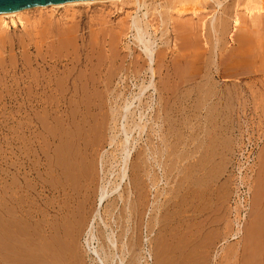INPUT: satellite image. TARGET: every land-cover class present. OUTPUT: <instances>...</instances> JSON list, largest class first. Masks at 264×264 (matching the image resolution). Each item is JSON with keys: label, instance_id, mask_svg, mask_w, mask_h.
I'll return each instance as SVG.
<instances>
[{"label": "rangeland", "instance_id": "374dc122", "mask_svg": "<svg viewBox=\"0 0 264 264\" xmlns=\"http://www.w3.org/2000/svg\"><path fill=\"white\" fill-rule=\"evenodd\" d=\"M132 1L63 7L69 3L66 2L53 8L50 4L45 8L23 9L27 11L13 21L5 18V24L0 27L6 29L2 30L4 37L3 42L0 41V228L6 229L12 220L19 222L10 209L11 182H15V197L19 201L26 199L35 209H44L48 202L56 203L53 194L45 191L38 196L37 191L42 190L39 187L42 178L45 179L43 183L49 182H45L46 189H54L58 180L54 171L58 163L55 162L65 152L64 157L69 154L63 160L65 166L73 162L70 165L75 169L82 166L89 168L88 172L92 170L91 175H87L84 168L92 184L87 211L93 213V209H99L88 242L85 241L89 230L87 223L82 228L84 232L72 238L77 239V242L74 240L76 244L71 241L75 244L73 251L76 250L71 254L74 259L70 257L74 264H110L112 259V264L126 262L129 253L126 249L123 252L121 247L132 232L136 215L132 210L128 223L126 219L119 220L117 212L123 201L118 195L123 193L129 200L144 195L153 207L154 245L149 264H179L182 261L183 264H264V34L253 36L254 33L247 29L251 35L247 38L249 35L243 33L244 27L236 34L238 38L226 33L218 43L200 29L203 34L198 33L197 42L194 33L195 37H188L190 40L182 37L186 45L179 47L175 42L179 37L175 39L176 32H171V29L175 31L174 26L171 27L173 23L165 16L166 0H145V7L141 9L148 12L147 19H143L148 31L144 27L143 31L151 34H144V40L150 38L151 43H147L153 46H150L151 58L146 56L143 43L133 37V27H129L131 16L135 13L143 16ZM207 10L209 16L211 8ZM105 19L107 22L102 25ZM121 19H127L130 24L127 30L124 24L121 26L125 29L122 33L119 29ZM252 37H256L254 41ZM182 38L180 45H184ZM248 41L254 42L252 49L249 47L252 42L249 45ZM214 44L217 47H213ZM240 44L247 45L246 49ZM249 48L253 56L256 53L255 59L248 52ZM161 50L164 55L160 54ZM199 50L203 55L197 52ZM241 51L245 52L242 56L236 55ZM181 53H185L182 58ZM219 56L224 57L223 61ZM242 57L250 61L241 62ZM234 59L239 62H233ZM126 156V176L120 182L119 174ZM80 179L83 180L79 177L78 182ZM85 179L89 182L87 177ZM22 183L26 191L30 188L33 191L29 197L21 189ZM79 183L75 185L74 182V187ZM100 185L106 187L108 194L99 207ZM112 203H116V207L112 215H108L106 209L111 208ZM128 224L129 230L126 229ZM139 236L145 240L142 227ZM112 237L113 243L108 241ZM105 239L108 242L104 243ZM107 243L113 245L116 256L111 254L113 249ZM136 251L144 255L137 264H144L145 250Z\"/></svg>", "mask_w": 264, "mask_h": 264}, {"label": "bare ground", "instance_id": "6f19581e", "mask_svg": "<svg viewBox=\"0 0 264 264\" xmlns=\"http://www.w3.org/2000/svg\"><path fill=\"white\" fill-rule=\"evenodd\" d=\"M108 1H119V0H83V1H72V2H69V3H66V4H63L62 6H66V5H75V4H84V3H93V2H108ZM164 1V0H163ZM164 7H165V11H167L166 13V17L168 20H170L173 24H171L170 26L175 28V31H173V29H171V32H176L174 35V38L176 39L177 37H183L185 39V37H191L194 36V33L197 34L196 36V39L199 37L198 33L199 34H203L201 30H204V34H206L205 36H207L208 38L210 39H214V40H220L222 41L221 39L223 38V36L226 34V33H229L231 37H236V34H238L239 31H241V29H243L244 27L246 29H243L244 32L243 33H247V29L248 31H250V33H254L253 36L255 34H264V0H233V1H229V0H166L164 1ZM133 5H135L134 7H137V10L144 8L145 7V0H134L132 1ZM62 4V3H61ZM61 4H58V5H53V4H48L50 5L49 7H58L60 6ZM130 4V3H129ZM132 5V4H131ZM159 5V4H158ZM130 8L131 6L128 5ZM144 6V7H143ZM157 6V5H155ZM160 6V5H159ZM158 6V7H159ZM36 7V6H34ZM47 6L45 5H41L39 6V8H45ZM147 7V6H146ZM209 7V11H210V8H211V14L208 16V14L206 13V11H208ZM29 8H32V7H29ZM161 8V7H160ZM159 8V9H160ZM26 9V8H24ZM132 9V8H131ZM134 10H136L135 8H133ZM154 9V8H153ZM157 10V9H156ZM169 10V11H168ZM27 10H19L17 12H14V13H0V27L3 26L6 22L5 18H11V20L13 21V18L14 17H18L20 18V15L23 14L24 12H26ZM127 11V10H126ZM142 11V9H141ZM131 12V11H130ZM129 12V13H130ZM134 12V11H133ZM137 12V11H136ZM158 12V11H157ZM156 12V14H157ZM169 12V13H168ZM128 13V14H129ZM135 13V12H134ZM141 13V12H140ZM143 16L142 14L137 15V13L134 14V16H131L133 17L131 19V25L129 24V21L127 20H120L122 23L119 25L120 28L119 29H122L121 33L122 32H125V29L123 28H126L127 30V26L130 25L129 27H133L134 31H135V34L133 35V37L135 36L136 40L138 41V43H143L141 44L143 46V49H144V52L147 53L146 56H151L153 53L151 47V42H150V38H148V41L146 39V41L144 40V34L146 33L147 35L150 34L149 32L147 33L146 31H148L146 28L147 26H143V19L146 17V15H148L147 13L148 12H143ZM154 13V12H153ZM163 13V12H162ZM165 13V12H164ZM210 13V12H208ZM127 14V16H128ZM151 14V12H150ZM161 14V13H160ZM244 14V17H242L241 15ZM125 15H126V12H125ZM130 15V14H129ZM154 15V14H153ZM127 16H124L125 18ZM152 16V15H151ZM161 16V15H160ZM159 16V17H160ZM164 16V18H165ZM247 16V17H246ZM157 17V16H156ZM163 16H161L162 18ZM129 18V17H128ZM109 19V18H108ZM147 19V17L145 18ZM163 19V18H162ZM107 19L103 20L102 22V25H104V21H106ZM112 20V19H111ZM110 19L108 20V22L112 23ZM149 20V19H148ZM153 20V19H151ZM128 22V24L126 25L125 27V24L126 22ZM147 20H145L144 24L147 25ZM154 21V20H153ZM163 21V20H162ZM165 21V20H164ZM100 22V21H99ZM124 22V23H123ZM150 22V20L148 21ZM156 22V21H155ZM168 22V21H167ZM66 23V22H65ZM118 23V22H117ZM120 23V22H119ZM166 23V22H165ZM50 24V23H48ZM58 24V23H57ZM106 24V23H105ZM124 24V26H123ZM149 24V23H148ZM150 24H153L150 22ZM108 25V23H107ZM158 25V24H157ZM182 25V27H181ZM50 26V25H49ZM65 26V24L63 23V27ZM121 26H123V28H121ZM150 26V25H149ZM168 26V25H167ZM177 26H180L179 29ZM118 27V26H117ZM143 27L146 29H144L143 31ZM5 28V27H4ZM3 28V29H4ZM48 28V27H47ZM101 28L104 29V27L101 26ZM154 28V27H152ZM155 28H156V25H155ZM1 29L0 28V32H2L3 34V31L6 30V29ZM56 29H57V26H56ZM102 29V30H103ZM110 29V28H109ZM129 29V28H128ZM132 29V28H131ZM130 29V30H131ZM181 29V30H180ZM201 29V30H200ZM3 30V31H2ZM100 30V28H99ZM101 30V31H102ZM107 30V29H106ZM112 30V28H111ZM116 30V29H115ZM179 30V31H178ZM242 30V31H243ZM38 32H40L39 30H37ZM50 31V30H49ZM49 31L47 32V34L49 33ZM104 31V30H103ZM109 31V30H108ZM118 31V28L117 30ZM116 31L113 33L117 34ZM170 31V30H169ZM181 31V32H180ZM198 31V32H197ZM58 32L60 33V31L58 30ZM105 32V31H104ZM111 32V31H110ZM119 32V31H118ZM131 32V31H130ZM197 32V33H196ZM201 32V33H200ZM206 32V33H205ZM37 33V32H36ZM35 33V34H36ZM41 33V32H40ZM106 33V32H105ZM120 33V32H119ZM118 33V34H119ZM120 33V34H121ZM184 33H185V36H184ZM242 33V32H241ZM242 33V34H243ZM0 33V41L1 39L4 37V34L2 35ZM28 34V33H27ZM50 34V33H49ZM112 34V33H111ZM117 35V36H120ZM128 34V33H127ZM133 34V33H132ZM181 34V35H180ZM183 34V35H182ZM240 34V33H239ZM245 34L244 37H245ZM249 35V32L247 33ZM246 34V35H247ZM42 35V34H41ZM52 35V34H51ZM122 35V34H121ZM125 35V33H124ZM151 35V34H150ZM180 35V36H179ZM37 36H40V35H37ZM36 36V37H37ZM59 35L57 34V38L58 40L60 41ZM113 36V35H112ZM115 36V35H114ZM203 36V35H202ZM201 36V38H202ZM204 36V37H205ZM229 36V37H230ZM251 35H249L247 38H250ZM48 37V36H47ZM61 37V36H60ZM206 37V38H207ZM239 37L243 39V36H241V34L239 35ZM43 39H45L44 37H42ZM41 38V40H42ZM104 38V37H103ZM134 38V39H135ZM177 38L175 40V42L178 43L179 47L180 46H185L186 45V40L184 41V39L182 38L181 41H184V43H181V44H184V45H180V39ZM193 38V37H192ZM200 38V37H199ZM198 38V39H199ZM254 38L252 41L255 40L256 37H252ZM40 39V38H39ZM75 39V38H74ZM94 39V38H93ZM102 39V38H101ZM190 40V38H188ZM195 40V38H193ZM195 40L196 42L198 41ZM205 39V38H203ZM238 39L237 41L240 40V42H242L243 40L245 39ZM11 40V39H10ZM21 40V39H20ZM92 40V39H91ZM90 40V41H91ZM135 40V41H136ZM179 40V41H178ZM207 40V39H206ZM248 40V39H247ZM22 41V40H21ZM36 41V38L35 40ZM45 40H42V42H44ZM52 41V40H51ZM58 41V42H59ZM76 41V40H75ZM103 41V40H102ZM117 41V40H116ZM136 41V42H137ZM140 41V42H139ZM213 41V40H211ZM217 41V42H218ZM219 41V42H220ZM234 41H235V38H234ZM246 41V40H245ZM245 41H243L242 43H245ZM252 41H248L247 44L250 45L249 42H252ZM264 41V39H263ZM2 42H3V39H2ZM1 42V44L3 45V43ZM53 42V41H52ZM93 42V41H91ZM114 42V41H113ZM147 42H150V43H147ZM190 41L187 40V43L189 44ZM209 42V41H207ZM215 41H213L214 43ZM218 42V43H219ZM236 42V41H235ZM12 43V42H11ZM23 43V42H21ZM34 43V42H33ZM51 43V42H50ZM94 43V42H93ZM117 43V42H116ZM115 43V44H116ZM177 43H175L176 46ZM193 43H195L193 41ZM239 42H237L238 44ZM46 44V43H44ZM69 44V43H68ZM153 44V43H152ZM187 44V46H188ZM210 45V43H208ZM207 44V45H208ZM217 44V43H216ZM216 44H214L213 47H217L215 46ZM254 42H252V45H248L251 49H252V46ZM10 45V44H9ZM52 45V44H51ZM90 45V44H89ZM92 45V44H91ZM111 45V44H110ZM174 45V46H175ZM223 45V44H222ZM239 45V44H238ZM242 45V47L246 49L247 45L244 46V44H240ZM263 44H261V47H262ZM4 46V45H3ZM2 46V47H3ZM21 46H24L23 44ZM27 47V45H25ZM36 46V45H35ZM101 46V45H100ZM151 46V47H150ZM186 46V47H187ZM194 46V45H193ZM191 47V49H193L195 46H197V44L194 46V47ZM264 46V45H263ZM11 47V46H10ZM38 47V46H37ZM41 47V46H40ZM66 47V46H65ZM177 47V49L179 48ZM186 47L184 49H186ZM238 48L240 46H237ZM242 47L240 49H242ZM22 48V47H21ZM24 48V47H23ZM36 48V47H35ZM42 48V47H41ZM40 48V49H41ZM73 48V47H72ZM92 48V47H91ZM212 48V47H211ZM234 48V46H233ZM237 48V49H238ZM250 48H249V53H250ZM258 48V47H257ZM256 48V49H257ZM260 48V46H259ZM263 48V47H262ZM90 49V48H89ZM154 49V48H153ZM163 49V48H162ZM181 49V48H180ZM183 49V48H182ZM181 49V50H182ZM199 49V48H198ZM209 49V48H207ZM215 49V48H214ZM236 49V47H235ZM244 49V50H245ZM248 49V48H247ZM24 50V49H23ZM39 50V49H38ZM76 50V49H75ZM158 50V49H157ZM165 50V49H164ZM179 50V49H178ZM180 50V51H181ZM189 50V48H188ZM195 50V49H194ZM197 50V49H196ZM205 50V49H204ZM213 50V48H212ZM220 50V49H219ZM226 49H224L225 51ZM229 50H232L231 47ZM243 50V49H242ZM258 50V49H257ZM256 50V52H258ZM9 51V50H8ZM40 51V50H39ZM47 51V50H46ZM60 51V50H59ZM68 51V50H67ZM73 51V50H72ZM87 51V50H86ZM162 53L160 52L161 55H164L163 54V50H161ZM179 51V53H180ZM185 51V50H184ZM187 51V50H186ZM203 51V49L201 50ZM209 51V50H208ZM211 51V49H210ZM236 51V50H235ZM239 51V50H238ZM247 51V50H245ZM51 52V51H50ZM76 52V51H74ZM183 52V51H181ZM188 52V51H187ZM196 52V51H195ZM200 53V50L197 51ZM204 52V51H203ZM213 52V51H212ZM212 52H211V55H212ZM231 52V51H230ZM229 52V53H230ZM263 52V51H262ZM46 53V52H45ZM60 53V52H59ZM58 53V54H59ZM67 53V52H66ZM78 53V52H76ZM144 53V54H145ZM159 52L156 51V54H158ZM186 53V52H185ZM183 53V54H185ZM236 54V52H234ZM242 53H245L244 51L239 54H236V55H241ZM86 54V53H85ZM159 54V56H160ZM175 54V53H174ZM178 54V53H177ZM183 54L181 53V58L184 57ZM192 54H194L192 52ZM196 54V53H195ZM201 55H203V53H200ZM223 54V53H222ZM251 54V53H250ZM255 54L254 53V56H253V59H255ZM74 55V54H73ZM189 55V54H188ZM231 55V54H229ZM234 55V54H233ZM235 55V56H236ZM246 56L248 55L247 53L245 54ZM264 55V54H263ZM50 56V55H49ZM113 56V55H112ZM178 56H180L178 54ZM190 56V55H189ZM189 56H188V59H189ZM195 56V55H194ZM198 56V55H197ZM242 56V55H241ZM75 57V56H74ZM73 57V58H74ZM89 57V56H88ZM158 57V56H157ZM156 57V58H157ZM162 57V56H161ZM164 57V56H163ZM193 58V56H191ZM228 57V56H226ZM249 57V55L247 56ZM246 57V58H247ZM42 58V57H41ZM152 58V56H151ZM151 58H150V63L151 62ZM177 58V57H176ZM175 58V59H176ZM179 58V57H178ZM200 58V57H199ZM219 58H223L224 57H221L219 56ZM238 58V56H237ZM243 58V57H242ZM250 58V57H249ZM259 58V57H258ZM149 59V58H148ZM171 59V58H170ZM185 59V58H184ZM182 59V60H184ZM187 59V60H188ZM201 59V58H200ZM223 59H221V61H223ZM229 59V57H228ZM230 59H233V58H230ZM236 59V58H235ZM233 60L234 61H237V60ZM252 59V60H253ZM261 59V58H259ZM70 60V59H69ZM158 60H159V57H158ZM157 60V61H158ZM186 60V61H187ZM195 60V58H194ZM216 60V59H215ZM245 60L244 58L241 59V62ZM249 60V59H247ZM245 60V62L247 61ZM76 61V60H75ZM136 61V60H135ZM176 61V60H175ZM190 61H193V60H190ZM199 61L196 59V62ZM221 61H218L219 63ZM250 61V60H249ZM259 61V60H258ZM263 61V60H262ZM64 62V61H63ZM71 62V61H70ZM179 62V59L177 61V64ZM184 62V61H183ZM189 62V60H188ZM233 62H230L228 63L229 65H231ZM239 62V61H237ZM236 62V63H237ZM248 62V61H247ZM255 62V60H254ZM148 63V62H147ZM172 63V61H171ZM223 62H221L222 64ZM263 63V62H261ZM99 64V63H98ZM149 64V63H148ZM185 64V63H184ZM188 64V63H187ZM193 64V62H192ZM220 64V65H221ZM224 64V63H223ZM222 64V65H223ZM250 63H248L249 65ZM134 65V64H133ZM173 65V64H172ZM175 65V64H174ZM199 64H197L198 66ZM201 65V64H200ZM210 65V64H209ZM219 65V64H218ZM221 65V66H222ZM234 65V64H233ZM238 65V64H237ZM236 65V66H237ZM245 65V64H243ZM263 65V64H262ZM54 66V65H53ZM96 66V65H95ZM151 66V65H150ZM207 66V65H206ZM232 66V65H231ZM230 66V67H231ZM259 66V65H258ZM71 67V66H70ZM194 67V66H193ZM225 67V66H224ZM228 67V66H226ZM234 67V66H233ZM246 67V66H245ZM90 68V67H89ZM179 68V66L177 67ZM184 68V66H183ZM232 68V67H231ZM243 69V67H241ZM72 69V68H70ZM140 69V68H139ZM176 69V68H175ZM174 69V70H175ZM193 69V68H192ZM224 68H222L223 70ZM226 69V68H225ZM224 69V70H225ZM234 69V68H232ZM236 69V68H235ZM250 69V67H249ZM96 70V69H95ZM173 70V68H172ZM178 70V69H177ZM176 70V71H177ZM180 70V69H179ZM195 71L197 70L196 68L194 69ZM199 70V69H198ZM221 70V71H222ZM228 70V69H227ZM230 70V68H229ZM252 70V69H251ZM264 69H262L263 71ZM249 71V70H248ZM89 72H92V71H89ZM152 72V70L150 71ZM183 72V71H182ZM256 72V71H255ZM260 72V71H259ZM62 73V72H61ZM82 73V71H81ZM177 73V72H176ZM196 73V72H195ZM233 73V72H232ZM252 73V72H251ZM40 74H41V71H40ZM91 74V73H90ZM189 74V73H188ZM191 74V73H190ZM193 74V73H192ZM81 75V74H80ZM153 75V73H152ZM90 76V75H89ZM92 76V75H91ZM90 76V77H91ZM178 76V74H177ZM79 77V75H78ZM191 77V76H190ZM66 78V77H65ZM92 78V77H91ZM90 78V79H91ZM80 80V79H79ZM93 80V78L91 79ZM143 80V79H142ZM183 80V79H182ZM178 81V80H177ZM94 82V81H93ZM171 82H172V79H171ZM59 83V81H58ZM85 83V82H84ZM91 83V82H90ZM143 83V82H142ZM57 84V83H56ZM172 84V83H171ZM59 85V84H58ZM94 85V84H93ZM98 85V84H97ZM140 85V84H139ZM48 86V85H47ZM82 86V84H81ZM60 87V86H59ZM86 87V85H85ZM172 87V86H171ZM75 88V87H74ZM83 88V87H82ZM174 89V88H172ZM64 90V89H63ZM141 90H143V88H141ZM170 90V89H169ZM172 91V90H171ZM174 91V90H173ZM210 91V90H209ZM60 92V91H59ZM65 92V91H64ZM63 93V92H62ZM140 94V93H139ZM181 95V94H180ZM63 97V96H62ZM168 100V99H167ZM132 102V101H131ZM55 103V102H54ZM93 103V102H92ZM129 105V104H127ZM171 105V104H170ZM124 106V105H123ZM163 109V108H162ZM82 120V119H81ZM84 128V127H83ZM85 132V131H84ZM73 135V134H72ZM80 136V135H79ZM78 136V137H79ZM70 137V136H69ZM97 137V136H96ZM97 141V140H96ZM95 141V142H96ZM83 142V141H82ZM85 142V141H84ZM83 142V143H84ZM94 142V143H95ZM87 143V142H85ZM93 143V144H94ZM54 144V143H53ZM72 144V143H71ZM88 144V143H87ZM71 146V145H70ZM96 146V145H95ZM76 147V146H75ZM79 147V146H78ZM167 147V146H166ZM66 148V146L64 147ZM70 148V147H69ZM168 148V147H167ZM71 149V148H70ZM77 149V148H75ZM86 149V148H85ZM125 149V148H124ZM57 150V149H56ZM66 150V149H65ZM68 150V149H67ZM163 150V149H162ZM60 151V150H59ZM62 151V149H61ZM76 151V150H75ZM74 151V152H75ZM84 151V150H83ZM86 151V150H85ZM128 151V150H127ZM166 151V150H165ZM73 152V151H72ZM93 152V151H92ZM96 152V151H95ZM126 152V151H125ZM129 152V151H128ZM57 153H58V150H57ZM60 153V152H59ZM65 153V152H64ZM64 153L62 155V158L59 157L60 159L55 162L58 163L57 165H55L54 167V171L56 172V175H57V178L58 180L56 181V179L54 181L57 182L56 186L52 185L54 187V189H51L48 188L46 189V185H45V182L44 183L42 182V180H45L44 178L40 179L41 180V189L40 191H37V195L40 196L42 195L45 191H47L48 193H51L53 194L55 197H56V203L54 205H51L50 202H48V206L46 205V207L43 209L38 210L33 208L34 206L32 205V201L30 202L31 206L29 203L26 202V199L25 201H19L16 197H15V193H16V190L14 189V185H15V182H11V194L9 196V202H10V209H11V212H13V214L17 215L18 217V220L19 222L16 220H12L11 221V224H9L8 226H4L6 229H1L0 228V245H1V252H0V264H74L73 263V257L71 256V254H73L74 250L73 251V248L75 246V242L74 240L76 241L77 239H73L72 238L74 237V235L76 233H79L80 234V231H83L82 228L84 225H86L87 223V229H89L88 231H86V235H88V238L85 239V241L88 242L89 238H90V232L91 230L93 229L92 225H93V221L95 220V218H97L99 216V209L97 207V209L94 211L93 209V213L89 211H87V206H88V203H89V200H90V197L92 195V191L90 189L91 187V183H90V177L88 176H85V174L87 173V175H91V171L88 172L89 168L86 169V167H84L86 169V173H84L85 169L78 167L75 169L73 167V165H70L72 164L71 162H67V164L69 163V165L65 166L63 160L64 159H67L69 156V154L64 157ZM68 153H69V150H68ZM165 153V152H164ZM45 154V153H44ZM56 154V153H55ZM85 154V153H84ZM126 155V153H124ZM49 155V154H47ZM60 155V156H61ZM95 155V154H94ZM129 155V154H127ZM168 155V154H166ZM78 156V155H77ZM90 156V154H89ZM93 156V155H92ZM47 157V156H46ZM50 156H48L49 158ZM64 157V158H63ZM76 157V156H75ZM84 157V156H83ZM167 157V156H166ZM72 158V157H71ZM124 158V157H123ZM76 159V158H75ZM82 159V158H80ZM86 159V158H84ZM83 159V160H84ZM57 160V158H56ZM71 160V159H70ZM126 160H127V156L125 157V160L124 161V167H122L121 169V173L119 174V179H120V182L124 179V176H126V167H125V163H126ZM75 161V160H74ZM82 161V160H81ZM95 161V160H94ZM122 161V162H123ZM46 161H44L45 163ZM49 162V161H48ZM66 162V161H65ZM196 162V161H195ZM39 163V162H38ZM37 163V164H38ZM63 163V164H62ZM41 164V163H40ZM47 164V163H45ZM76 164V162H75ZM81 164V163H79ZM78 164V165H79ZM87 164V163H86ZM122 164V165H123ZM11 165V164H10ZM14 165V164H12ZM53 165V164H52ZM64 165V166H63ZM77 165V164H76ZM193 165V164H192ZM70 166V167H69ZM84 166V165H83ZM177 166V165H176ZM191 166V164H190ZM87 167H89L87 165ZM15 168V167H14ZM42 168V167H41ZM191 168V167H190ZM45 169V168H44ZM43 169V170H44ZM49 169V168H48ZM47 169V170H48ZM78 169V170H77ZM76 170V171H75ZM38 171V170H37ZM76 172L77 175H75L76 173L73 174V172ZM49 173V172H48ZM50 174V173H49ZM72 175V178L70 177ZM53 175V174H52ZM70 175V176H69ZM75 175V176H74ZM39 173H38V177H39ZM50 176V175H49ZM54 176V175H53ZM52 176V177H53ZM77 176V178H76ZM37 177V178H38ZM80 178H83V180H79L78 182V179ZM85 177H87L88 181L85 179ZM55 178V177H54ZM71 178V179H70ZM92 179V178H91ZM198 179V178H197ZM14 181V180H13ZM38 181V180H37ZM73 181V182H72ZM27 182V181H26ZM48 182V181H47ZM46 182V183H47ZM51 182V181H50ZM70 182V184H69ZM74 182H75V185H76V182L77 184L79 183L78 187H74ZM82 182V183H81ZM49 183V182H48ZM196 183V182H195ZM23 184V185H22ZM22 188L23 191H26V186L24 183H22ZM51 184V183H50ZM53 184V183H52ZM27 185V184H26ZM34 185V184H33ZM39 185V184H38ZM197 185V184H196ZM48 186V185H47ZM101 186V185H100ZM103 186V185H102ZM100 187L101 189V192L98 196V201H99V204L98 206L100 207V202L105 198L106 194L107 193V190H105V186L104 188L103 187ZM119 186V183L117 185H115V187L113 188L114 190L116 188H118ZM28 187V185H27ZM31 187V186H30ZM29 187V188H30ZM35 187V186H33ZM182 187V186H181ZM8 188V189H9ZM93 188V187H92ZM103 188V189H102ZM34 190V188H32ZM36 190H38V188H35ZM99 190V191H100ZM112 190V189H111ZM195 190V189H194ZM96 191V190H95ZM33 191L31 190V188L27 191V195L26 197L28 196V194H31ZM35 192V190H34ZM113 192V190H112ZM10 193V192H9ZM21 195V194H20ZM186 195V194H185ZM36 196V195H35ZM119 199L121 201H123V206L122 208L119 209V220L121 218L122 219H126V223H128V221H130V217L132 215V210L134 211L135 210V215H136V218H135V223L133 222L134 224V227L132 228V232L130 233V235H128L127 237V240L125 242V245H123L121 247V250L124 252L125 249L128 251L129 253V257L127 258L126 262H124V264H137L138 263V259L140 257H144V255H142V252L140 251H136L137 249H141L143 248V250H145V253L147 255V259L144 258V261L145 263L144 264H149L148 262V258L150 259H153V254H152V250H153V230H154V215H153V207L151 206V204H149L150 201L146 200L143 196L140 195V197L138 198H134V199H131L129 200L128 198H126L124 196V193L123 195H118ZM29 197V196H28ZM33 197V196H31ZM37 197V196H36ZM92 198V197H91ZM22 199V198H21ZM36 199V198H35ZM53 199V198H52ZM124 199V200H123ZM148 199V198H147ZM180 199V198H179ZM28 200V199H27ZM40 200V199H39ZM117 202V201H116ZM43 203V202H42ZM47 203V202H46ZM45 203V204H46ZM91 203V202H90ZM127 203H128V206H127ZM125 204V206H124ZM111 208H107L106 209V213L108 215H112V211L114 210V208L116 207V203L115 205L112 203L110 205ZM94 208V207H93ZM9 209V207L7 208ZM91 210V209H90ZM170 212V211H169ZM168 212V213H169ZM183 212V211H182ZM8 213V212H7ZM92 213V214H90ZM167 213V214H168ZM11 214V213H10ZM12 214V215H13ZM37 216H39V219L37 218ZM102 216V215H101ZM1 218V217H0ZM5 218V217H4ZM37 218V219H36ZM102 218V217H100ZM160 219V218H159ZM6 221V220H5ZM58 221H61L62 224ZM263 221V220H262ZM10 222V221H9ZM122 222V221H121ZM102 223L104 224V227L106 228L107 224L104 223V221L102 220ZM125 223V224H126ZM2 224V223H1ZM106 224V225H105ZM103 226V225H102ZM3 227V228H4ZM141 227H142V231H145V240H144V237L143 239H141V237L139 236V231L141 230ZM263 227V226H262ZM129 224L127 226L126 229L129 230ZM255 228V227H254ZM253 228V229H254ZM85 229V230H87ZM257 229V228H256ZM84 232V231H83ZM127 232V231H126ZM251 232V231H250ZM92 233V232H91ZM143 233V232H142ZM85 234V233H84ZM93 234V233H92ZM127 234V233H126ZM261 233H259L258 235H260ZM77 235V234H76ZM75 235V236H76ZM172 235V234H171ZM113 236V235H112ZM176 236V235H175ZM79 237V235H78ZM87 237V236H86ZM93 237V236H92ZM254 237V236H253ZM259 237V236H258ZM75 238V237H74ZM77 238V237H76ZM173 238V237H172ZM109 239V238H107ZM107 239L104 240V243L110 241L112 242V238H110L108 241ZM165 239V238H164ZM184 239V238H183ZM256 239V238H255ZM173 240V239H172ZM259 240V238H258ZM264 240V239H263ZM2 241V242H1ZM71 241H73L74 243L72 244ZM120 241V240H119ZM77 242V241H76ZM113 242H114V239H113ZM112 242V243H113ZM166 242V241H165ZM177 243V242H176ZM110 244V243H109ZM108 245V247L110 249H113V245ZM116 244H117V241H116ZM146 244V245H145ZM165 244V243H164ZM264 244V242H263ZM74 245V246H73ZM106 245V246H107ZM162 245V244H161ZM157 246V244H156ZM155 246V248H156ZM168 246V245H167ZM142 247V248H141ZM172 247V246H171ZM181 247V246H180ZM179 247V248H180ZM253 247H254V244H253ZM108 248V249H109ZM115 249V248H114ZM111 251L113 255L117 254L115 251ZM116 249L118 250V246L116 245ZM173 249V248H172ZM258 249V248H257ZM261 249V248H260ZM171 250V249H170ZM122 252V253H123ZM182 252V251H181ZM187 252V251H186ZM190 252V251H189ZM257 252V251H256ZM110 254V253H109ZM108 254V256H109ZM76 255V254H75ZM112 255V256H113ZM142 255V256H141ZM254 255V254H253ZM258 255V254H257ZM112 256L109 257L110 259H112ZM116 256V255H115ZM70 257H72V260L70 259ZM75 257V256H74ZM122 257V256H121ZM108 257H106V260H107ZM183 258V257H182ZM76 259V258H75ZM260 259V258H259ZM77 260V259H76ZM114 259H112L111 263L113 262ZM183 260V259H182ZM79 260H77L78 262ZM150 261V260H149ZM181 261V260H180ZM188 261V260H187ZM260 261V260H259ZM76 262V261H75ZM141 262V261H140ZM183 262V261H182ZM180 262V263H182ZM173 263V262H172ZM179 263V264H180ZM257 263V262H256ZM255 263V264H256ZM119 264V263H118ZM143 264V263H142ZM168 264V263H167ZM183 264V263H182ZM254 264V263H252ZM259 264V262H258Z\"/></svg>", "mask_w": 264, "mask_h": 264}, {"label": "water", "instance_id": "95a60500", "mask_svg": "<svg viewBox=\"0 0 264 264\" xmlns=\"http://www.w3.org/2000/svg\"><path fill=\"white\" fill-rule=\"evenodd\" d=\"M72 1L83 0H0V13H14L24 8Z\"/></svg>", "mask_w": 264, "mask_h": 264}]
</instances>
